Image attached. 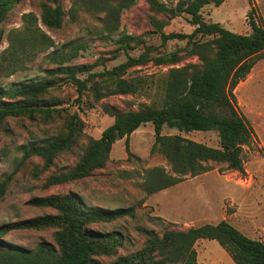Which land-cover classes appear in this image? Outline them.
Segmentation results:
<instances>
[{
  "label": "trees",
  "instance_id": "1",
  "mask_svg": "<svg viewBox=\"0 0 264 264\" xmlns=\"http://www.w3.org/2000/svg\"><path fill=\"white\" fill-rule=\"evenodd\" d=\"M146 1L156 15H167L161 19L151 17L154 32L161 38L160 46L147 45L142 36L129 33H121L113 39L112 34L120 29L123 10L137 0H74L73 18L79 10L103 14L104 36L118 44L117 49L111 51L112 58L124 51L126 60L99 71L90 63L70 64L87 46L86 43H67L48 54V59L56 66L45 69L40 79L0 89V123L8 117L23 115L34 118L37 114L47 117L58 114L65 117L62 133L21 147V162L38 156L43 160V170H49L59 154L76 145L84 133L85 121L77 110L70 112L61 99L48 100L44 97L46 94L59 85H73L77 91L74 101L78 108H82L83 98L89 107H95L96 103L111 95L140 92L145 80L127 77L134 67L150 62L157 66L176 65L192 55L201 60L200 64L169 68L162 82L164 97L160 103L143 104L136 110L126 111L104 104L114 122L102 131L100 137L90 139L74 166L50 175L45 183L47 187L93 175L111 160L114 144L119 139L125 138V148L131 156L130 136L148 122L153 124L155 131L152 151H159L168 159L174 174L164 167L149 169L142 185L147 194L176 185L188 174L205 173L211 170L212 162L226 163L230 169L245 171L244 146L250 144L254 134L247 119L237 109L234 91L257 61L264 59V25L251 18L252 32L241 34L219 22L204 20L203 8L222 0H179L174 6H168L162 0ZM17 2L0 0V34L5 32L1 24ZM39 6V14L33 11L23 14L20 28L6 30L9 46L0 53V76H10L25 68L40 53L56 45L42 26L52 31L61 28L66 15L64 4L62 0H42ZM253 12L252 9L251 17ZM184 13L190 16L193 31L167 33L164 28L168 20ZM174 39L186 40L187 45L169 52L160 50ZM141 45L143 51L138 55L130 54V50ZM102 62L104 65V58ZM165 126L190 133L215 130L220 137V146H210L181 135L164 134ZM4 192L5 185L2 184L0 196ZM30 202L56 212L0 225V264H105L99 260L100 256H115L106 264H197L195 243L202 239L217 240L236 264H264V241L249 237L228 219L186 229L167 228L161 235L152 233L139 250L120 256L122 234L118 231L102 232L93 225L129 215L130 208L86 207L74 193L41 196ZM12 229H52L53 242L41 241L34 250L8 245L4 239Z\"/></svg>",
  "mask_w": 264,
  "mask_h": 264
},
{
  "label": "rangeland",
  "instance_id": "2",
  "mask_svg": "<svg viewBox=\"0 0 264 264\" xmlns=\"http://www.w3.org/2000/svg\"><path fill=\"white\" fill-rule=\"evenodd\" d=\"M42 0H18L7 15L1 27L0 53L9 46L6 30L20 28L25 12L40 13ZM74 0H62L66 10L61 28L52 31L42 28L52 36L55 46L40 53L25 68L16 70L10 76H0V89L11 85L36 81L44 76V70L56 66L48 59V54L67 43H86L87 49L70 64H94V70L110 68L126 60L124 51L112 58L111 51L117 49L115 40L121 33L140 35L147 45H161V38L154 32L151 17L167 18L165 14H155L146 0L123 10L121 26L113 33V39H106L102 31L103 14H93L84 10L72 17ZM174 6L179 0H162ZM253 9L251 17L250 12ZM204 20L219 22L224 27L241 34L252 32L250 19L264 25V0H222L211 2L202 10ZM186 13L170 18L164 30L190 33L194 26ZM187 45L186 40H171L160 50L169 52ZM144 50L141 45L130 54L138 55ZM102 58L105 59L103 65ZM200 64L198 56H187L176 65H156L152 62L129 70L127 77H142L145 86L136 94H114L89 107L82 108L74 101L77 97L73 85H59L44 97L48 100L61 99L70 112L77 110L85 121L84 133L76 145L68 152L59 154L49 170H43V160L38 156L22 161L21 147L31 142H41L60 134L65 128V117L54 114H37L8 117L0 123V186L5 192L0 196V225L25 221L56 211L50 207L36 206L30 201L41 196L74 193L86 207L104 209L130 208L131 213L112 222L96 223L93 228L102 232L118 231L123 236L118 254L129 255L139 250L145 239L152 233L162 234L167 228L186 229L203 223H217L232 216L230 222L251 238H264V59L257 61L247 77L235 89L237 109L247 119L253 138L244 146L245 171L230 169L226 163H211V170L191 176L167 189L147 194L143 188L147 171L164 167L174 174L168 159L159 151H152L155 142L154 126L148 122L140 126L130 136L129 156L125 148V138L114 144L111 160L105 167L94 171L93 175L72 182L45 185L47 178L55 173L70 169L87 147L90 139L100 137L102 131L114 122V117L106 112L104 104L126 111L138 109L143 104L161 102L164 97L163 79L169 68ZM164 134L181 135L205 143L220 146L217 131H179L165 126ZM8 179V180H7ZM7 180V181H6ZM52 229H12L5 236L8 245L34 250L41 241L53 242ZM262 240V239H261ZM264 241V240H263ZM196 244L197 264H236L230 254L217 240L202 239ZM113 257L100 256L99 260L109 263Z\"/></svg>",
  "mask_w": 264,
  "mask_h": 264
},
{
  "label": "crops",
  "instance_id": "3",
  "mask_svg": "<svg viewBox=\"0 0 264 264\" xmlns=\"http://www.w3.org/2000/svg\"><path fill=\"white\" fill-rule=\"evenodd\" d=\"M232 218V216H230L229 218L228 217H226V218H224V219H228L229 221H230V219ZM257 238H259V239H262V240H264V238L262 237V236H256ZM256 239V238H255Z\"/></svg>",
  "mask_w": 264,
  "mask_h": 264
}]
</instances>
